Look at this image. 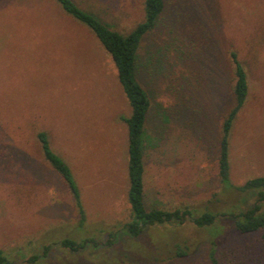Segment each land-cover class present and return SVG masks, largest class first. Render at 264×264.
<instances>
[{"label": "rangeland", "instance_id": "374dc122", "mask_svg": "<svg viewBox=\"0 0 264 264\" xmlns=\"http://www.w3.org/2000/svg\"><path fill=\"white\" fill-rule=\"evenodd\" d=\"M127 33L143 19V0H73ZM142 41L137 79L150 107L144 135L146 208L221 212L237 206L217 177V139L232 105L229 51L249 91L230 136V180L264 176V0H164ZM130 108L109 54L54 0H0V250L17 263L207 264L209 228L186 220L147 226L137 238L126 194ZM71 168L85 211L78 227L72 196L45 162L36 139ZM249 199L246 204L251 203ZM220 264H264V230L215 225ZM109 234L117 241L107 243ZM64 238L97 246L74 253ZM186 249L174 257L175 246ZM50 246L46 255L43 247Z\"/></svg>", "mask_w": 264, "mask_h": 264}, {"label": "trees", "instance_id": "16d2710c", "mask_svg": "<svg viewBox=\"0 0 264 264\" xmlns=\"http://www.w3.org/2000/svg\"><path fill=\"white\" fill-rule=\"evenodd\" d=\"M61 10L74 21L85 26L98 41L100 46L109 54L116 70L118 84L130 108L128 117H122L127 127V178L128 189L126 194L130 208V220L123 225L125 232L132 238H137L147 226L167 223L182 224L188 220L199 228H209L211 237L207 244L206 263L220 264L216 256V242L212 239L217 235L215 225L220 218H226L235 233L249 235L264 230V176L247 179L240 185L230 180V136L239 111L242 109L248 95L249 84L244 66L238 60L234 50L229 51V59L233 68V83L231 86L232 105L222 118L220 134L217 139V177L224 192H235L238 197L237 206L221 212L206 210L194 212L186 208L166 210L161 208H146L144 204L143 174H144V135L150 100L147 91L137 79V70L141 58L139 50L144 38L156 27L163 12L164 0H143V19L127 33L113 29L94 13L81 8L73 0H54ZM40 152L45 162L58 174L67 186L72 196L77 213L78 227L85 222V211L79 199V191L71 168L67 162L50 147L48 134L41 130L36 133ZM251 199L252 202L246 204ZM107 243L112 245L116 239L109 234ZM88 244L97 246L90 239L76 241L64 238L60 241L63 248L78 253ZM50 246L43 247L46 255ZM187 251L176 245L174 257H184ZM40 258L33 254L25 261L35 264ZM0 264L17 263L6 253L0 250Z\"/></svg>", "mask_w": 264, "mask_h": 264}]
</instances>
